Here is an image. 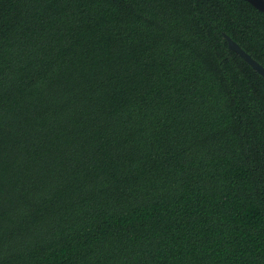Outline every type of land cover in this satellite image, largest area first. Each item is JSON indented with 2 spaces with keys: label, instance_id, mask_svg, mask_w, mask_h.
<instances>
[{
  "label": "trees",
  "instance_id": "obj_1",
  "mask_svg": "<svg viewBox=\"0 0 264 264\" xmlns=\"http://www.w3.org/2000/svg\"><path fill=\"white\" fill-rule=\"evenodd\" d=\"M264 11L0 0V264H264Z\"/></svg>",
  "mask_w": 264,
  "mask_h": 264
},
{
  "label": "water",
  "instance_id": "obj_2",
  "mask_svg": "<svg viewBox=\"0 0 264 264\" xmlns=\"http://www.w3.org/2000/svg\"><path fill=\"white\" fill-rule=\"evenodd\" d=\"M253 4L256 8L264 11V0H247ZM228 45L231 49L236 51L240 56H242L256 71L264 76V66L255 60L249 53H247L236 41H234L230 36L225 34Z\"/></svg>",
  "mask_w": 264,
  "mask_h": 264
}]
</instances>
